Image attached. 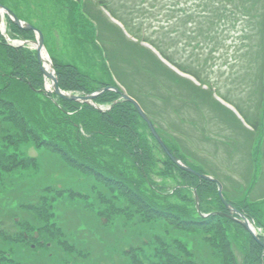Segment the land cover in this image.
I'll list each match as a JSON object with an SVG mask.
<instances>
[{
    "label": "rangeland",
    "instance_id": "obj_1",
    "mask_svg": "<svg viewBox=\"0 0 264 264\" xmlns=\"http://www.w3.org/2000/svg\"><path fill=\"white\" fill-rule=\"evenodd\" d=\"M83 1L84 0H2V4L4 7L9 8L16 17H20L34 28L41 31L44 39V47L51 61L55 60L61 64L70 63L77 65L80 71L88 74L94 80L107 79L105 74L106 71L103 66L106 63L109 66L108 69H111L116 76L124 72L126 74H124V76L122 75L124 80L126 78V81L130 82L131 80H129L128 75L130 77L134 76L138 83L141 84L140 81H143L145 77H143L139 71L134 73L131 61H134L135 57H133V54H129L124 48H120L117 55H115L116 62L111 58V61H105V50L113 51L119 48L118 46L124 41L121 38L112 36L110 37L108 45L101 36L103 34V28L99 25L101 19L96 21V23L90 24L93 27L91 31H93L94 37L93 44H88L90 42L84 36L86 33L83 31L82 22L80 21V14H82L83 11ZM144 1L146 3V0ZM179 1L182 4L179 10H185L186 7L190 8L193 4L191 0H188V2H186L188 6H183L185 0ZM91 2L93 3L92 0ZM115 2H117L116 7L118 12L125 13L129 11L130 7L137 3V0H117ZM214 2L219 4L218 0ZM220 2L224 4L222 0H220ZM243 2L244 4L249 3L248 5H250V8L244 5ZM165 4L166 3H164V5ZM234 4L239 8L238 11H234V8L230 11L224 8L219 12V15L216 16L220 21L218 22L217 20L213 28H211L210 25L209 27H204L206 32L210 33L206 37H200L199 34L197 35L196 22L194 21L195 24L192 25L193 28L187 30L195 35L191 40H186L180 34L176 39V43H173V41L161 42L162 50L166 52L173 61L176 63L179 62L185 67H187L189 63L194 67L200 68V77L202 79L204 78L206 82L210 81V84H213V86L215 85V87H218L219 92H213L214 94L208 97L207 100V104L211 105L212 108V117L210 116L208 121H202V119L198 118L193 107L190 106V108L184 111V113H181V115L185 120L190 121V119H192V121L180 122L175 118V122L182 125L176 128L185 134L184 139L178 138L179 135L169 126L170 124L175 125L172 122L174 121V117L168 114L169 109L164 115H160L158 112L161 114H163V112L159 103L146 102L145 99H142V102L145 101V103L143 102L144 109L148 106V113L155 115L152 116V119H154L157 124V126L154 125V127L158 130V134L162 136L168 148L176 153L183 162L199 167L198 169L202 172L207 171L218 180L220 178L223 182L219 181L222 184L224 195L235 197L234 195L238 193L237 191L239 188L234 187V183L232 184L229 179L227 181L224 168L227 169L228 172L233 171L236 174H241V178L249 181V175L251 173L250 163L253 162V164L257 166V170L255 172V179L251 181L255 182V184L253 192L250 195L255 198H264V164L263 160V165L260 161L264 156V137H261V134H264V108L262 105L260 108H256L257 102L260 99V97H258L260 87L259 64L262 65L264 57L262 47H259L262 45L264 33V0H234ZM93 5L95 6V3H93ZM211 5L212 3L208 0V6ZM96 10L99 11L100 9L95 7V12ZM131 15L129 13L125 18L128 24H130L131 20L138 24H140L141 20H148L145 28L147 34L149 33L153 37V40H155V37L164 36V33L168 32V29L164 27H159L160 30L156 34L154 31L152 32L150 30V26H158L155 18L150 19L145 16L136 17V15ZM177 17L179 19L182 15H177ZM8 20L11 22V20L6 17V31L4 34H1L6 44L9 40H13L16 41L14 42L15 45H19V43L24 44V46L15 48L9 45V47L15 50H35L36 47L34 42L37 41L35 34L33 33V38L30 40L13 36L8 29ZM109 22L107 24L109 30L108 34L122 37L118 27ZM202 25L205 26L206 21H203ZM183 27H185L183 23H176V30L178 28L179 33L180 30L183 31ZM22 31L28 32L25 30ZM134 32H137V30H134ZM211 34H216L219 38L218 41L212 42L210 38ZM132 43L136 44L134 42ZM41 72L43 73L41 89H34L29 84L31 89L29 88L28 95L23 89L21 92L10 95L9 100L13 102L14 108L22 112V115H24L28 121L31 129L37 130L39 133L45 132L42 134L43 137L48 139L49 136L60 139H70V136L74 134V131L70 127L64 126L66 131L62 133L55 126V122L53 123V120L55 117L58 118L59 114L53 109L52 104L58 103L60 97H57V94L53 93L50 79L45 77L42 70ZM54 72H56L55 66ZM55 77L58 83V76L55 75ZM124 80L122 81L125 84L126 82ZM167 84H165V86L169 88V83L167 82ZM2 88L3 87L0 86V90ZM143 90L148 92V94L150 92L147 87H144ZM71 94L82 96L84 93L78 92L75 94L71 92ZM0 97L4 98L6 96L1 95ZM145 97L153 102L155 100L154 95L150 98L148 96H144V98ZM174 100L176 99L174 98ZM223 100L226 103H224ZM262 104H264V102ZM100 109L103 112L109 110L106 107H101ZM8 112L9 111L3 110L2 106H0L1 117L5 116L4 118L7 119ZM207 113L209 112L207 111ZM55 114L57 116H55ZM59 119L61 118L59 117ZM164 120H166L167 123H165ZM258 120L263 121V123L260 122L261 125L258 128L263 131L254 130ZM7 124L8 123L4 125L2 123L0 124V153L3 155L0 156V174H4L2 180H0V217L6 218L16 215L23 221L27 219L26 221H31L35 225L42 227L43 223L40 222L39 219L36 220L32 215L22 213L17 208V204L24 199V197L19 199L21 193L29 191L31 193L30 195L33 197H28L37 200V202L38 199H40V203L52 205L53 209L51 210L47 222L48 226L53 229L57 228L58 231L62 233L61 238L66 236L68 241H75V250L77 248L83 249L84 247L89 249L91 253L88 259L86 258L82 262L77 261L79 264L126 263V260L122 259L119 252L122 242H124V244H130L129 246L125 245L127 248H138L144 245L143 248L145 250L146 247L150 246H147L146 243L142 244L143 241L148 237H153L154 234L162 236L164 235V231L166 232V235H164L166 240L171 241L174 237L178 236L181 239L184 238L181 232L176 230V233L174 231L172 232L174 227H169L167 229V225L164 224L165 220L163 219H153L154 221H150L149 223L144 220L139 221L142 223L137 222L143 217L144 211L141 210V214L139 213V209L134 205L135 201L133 197L126 193L127 190L123 192L121 189H118L116 184H104L100 182L98 178L96 179L93 174L89 175V173H84L81 170L79 171L74 168L71 163L68 165L60 154H56L52 150L36 147L33 145L34 141L30 133L17 127V129H14L15 133L18 134L17 139L20 142V149L19 154L16 155V152L10 148L12 144L11 137L14 130L9 132L10 129L5 127ZM139 124L138 134L145 144L146 154L149 155L152 162V165L148 169L149 173L147 180L139 176L136 165L134 166L133 164L135 161L134 158H129L128 153L124 156L121 151L117 150L114 146L112 148L110 145L106 144L102 148L98 147L99 149H95L97 150L96 156L91 157L99 166L104 165L108 169L119 170L117 174H115L119 176V179L127 182L126 185L130 191L134 190V192L142 194V202H151L159 208L172 205L186 207L188 204L190 205L188 211L195 218L194 204L182 201L183 198L195 201V197L193 198L191 194L183 190L185 184L193 187L192 180L190 179L187 183L184 179H181V175L178 171L173 168L167 169L165 167L168 157L166 158L163 149L157 144L153 136L149 135L150 132L147 127L145 128L142 123ZM85 137L89 138L87 135H85ZM99 139L100 138H98L96 142L100 143L102 141ZM59 142L65 144L67 147L69 146L68 144H70L65 140ZM72 143L75 145L73 140ZM73 144H70L72 150H74L76 154H79V149L75 148ZM7 147L10 150H4V148ZM29 159L34 161L38 160L40 168L35 171L32 170V162H28ZM6 160H10L11 162L7 164ZM120 162L121 165H118ZM197 172L199 173V171ZM227 176L233 177L229 174H227ZM137 182L136 191L134 183ZM4 187L7 188L5 189ZM177 191H179V194H176ZM62 196H69L70 198L61 201V199H65ZM43 199H45V202ZM216 208L217 206L215 205L213 209ZM260 209L259 220L264 226V204ZM206 214L209 213H205V215ZM93 216L95 219H93ZM133 218L135 221L130 220ZM8 219L9 218H6L5 222L6 225L11 228L12 223ZM221 222L225 227L227 240L231 246L232 253L235 255L238 264H242V260L247 257L250 252L251 243H249L248 238L250 235L243 227H240L234 221L227 220L223 217ZM237 226H239L240 229H238ZM256 229L257 228H255V230ZM259 230L260 231H257L258 237H260L262 241L264 231L263 229ZM17 231L19 232V230ZM33 232L34 230L29 231V234ZM38 232L40 233V230H38ZM38 235L36 239H38ZM53 236L54 235L42 236V239L50 242ZM133 236L137 237L138 242L139 239H141V244L134 243V240H132ZM40 237L41 236H39V238ZM188 240L189 243H187L186 239H183L182 244L187 247L192 257L196 259V257L200 255L202 260L207 262V257L201 249V243L194 246L193 244H195L196 241L193 238ZM80 245H83V247ZM109 245L112 246L111 249H109ZM27 246L36 249V244L32 241H30ZM15 250L16 253L17 250H20V253L25 255L24 258H21L23 259V263L21 264H41L39 261L45 260L48 256V252L44 249L39 250L38 252L40 253L38 255L30 253L28 252L29 250L27 251V249L21 247H15ZM7 251V245L0 244V260L3 264H10L11 260L17 258V254L5 253ZM218 252L219 249L217 253ZM62 253L65 258L72 260L69 255H67V257L63 251ZM182 257L183 259L186 258L184 256ZM4 261L6 263H4ZM152 264H154V262H152Z\"/></svg>",
    "mask_w": 264,
    "mask_h": 264
},
{
    "label": "trees",
    "instance_id": "obj_2",
    "mask_svg": "<svg viewBox=\"0 0 264 264\" xmlns=\"http://www.w3.org/2000/svg\"><path fill=\"white\" fill-rule=\"evenodd\" d=\"M96 1L99 4V7H102L103 9L108 11L118 22L120 21L130 34L134 35L137 39H142L144 42L151 45L157 50V52L160 54V56H162L164 60H167L173 67L179 69L182 73L187 75L189 74L190 76L194 77L199 83H201V85H205L206 80L200 77V68L194 67L189 63L187 67L182 66V64H180L178 61V63H176L170 56H168L166 52L162 50L161 42L165 43L166 41H173V43H176V39L180 34L186 40H191V38H193L195 35H193L192 32H188L187 30H191L193 28L192 25L195 24V22L197 35L199 34L200 37H206L210 33L206 32V29L204 27H209L210 25L211 28H213L214 24H216V21H220L219 18H216V16L219 15V12L222 9L226 8L229 9V11L232 8H234V11H238L239 9L237 5L234 4V0H222L224 4L221 3L220 0H218L219 4H216L214 2L216 0H209L212 3L211 6H208V0H191V2L193 3L192 6L190 8L186 7L185 10H179V8L182 7V4L179 0H146V3L144 0H137V3L130 7L129 11L122 13L118 12V9L116 7L117 2L115 1L117 0ZM186 2H188V0H185V4H183V6H188ZM83 3V11L82 14H80V21L82 22L83 31L86 33V35L84 36L90 42L88 44H93L94 37L92 33L93 31H91L93 27L90 24L92 22L96 23V21L101 19V22L99 24L103 28V34L101 36L108 43V45L110 42V37L112 36L121 38L124 41L120 46H118L119 48H116L113 51L105 50V61L108 62L111 61V59H114V61L116 62L115 55H117L120 48H124L127 52H129V54H133V57H135V60L131 61V66L134 68V73L139 71L146 80L144 79L143 81H140L141 84H139L134 76L130 77L128 75V78L131 81H126V78L125 80L123 79V76L125 74L124 72H121L118 76H116L111 69H108L109 66L106 65V63L103 66L104 70L106 71L105 74L107 79L94 80L88 74L80 71L77 65L70 63L61 64L60 62L53 60L58 76L59 88L63 92H72L75 94L80 92L84 93L85 96H88L89 94L99 92V90L101 89H110L111 87L114 88L116 92L112 90L104 91V93L100 94L99 97L95 98V100L92 102V104H94L95 106L92 104L88 105L80 104L78 102L74 103L59 98V104L56 102L55 104H52V106L53 109L58 112L61 119H59V117L56 118L55 116L57 115L55 114L53 123L55 122L54 124L60 132H65V127L68 126L74 131V134L70 136V139H60L50 136L48 139L42 136V134L45 133L44 131L42 133H39L37 130L31 129V126L29 125L24 115H22V112L14 108L13 102L9 100L10 95L21 92V90L23 89L28 95L29 88H42L43 73L41 72L40 65L37 61V53L32 50H15L9 47L6 44L5 40H3L0 32V86L3 87L0 90V96H6L4 98L0 97V106H2L3 110L9 111L7 119L4 118L5 116H0V124L2 123L4 125L8 123L5 127L10 129L9 132H11V130H14L11 137L12 144L10 145V148L16 152V155L19 154L20 142L17 139L18 134L15 133V129L20 128L27 133L29 132L34 141L33 145H35L36 147L38 146V148L52 150L54 153L60 154V156L68 165L69 163H71L72 166L79 171L81 170L84 173H89V175L93 174L96 179L98 178L100 182L104 184H116L118 189H121L123 192H126L127 190L126 193L133 197L135 201L134 205L139 209V213L141 214V210L144 211V215H142L143 217L137 222L144 220L145 222L149 223L150 221H154L153 219L165 220L164 224L167 225V229L169 227H174L172 232H181L184 235L183 239H186L187 243H189L188 239L192 238L196 241V243L193 244L194 246L201 243V249L202 251H204V254L208 260L207 262H204L200 255H198L196 259L192 257V255L188 252L187 247L182 244L183 239H181L179 236L174 237L171 241L166 240V237L164 236L166 235V232L164 231V235L162 236L154 234L153 237H148L143 241L142 244L146 243L147 246H150L146 247L147 250H144V245H141L138 248H127L125 247V245L129 246L130 244H124V242H122V246L120 247L119 252L122 259L126 260V263L123 264H152V262H154V264H238L235 255H233L232 253L231 246L228 243L225 227L221 222L223 220V217L212 216L207 218L206 220L200 219L195 208L196 201H190L187 198H183L182 201L194 204V210L196 214L195 218L188 211L190 206L188 204L186 205V207L172 205L166 206L164 208H159L151 202H142V194L138 192L136 193L134 192V190L130 191L128 186L126 185L127 182L119 179V176L116 175L119 170L108 169L104 165L99 166L91 157L96 156L97 150L95 149L98 147L102 148L106 144L110 145L112 148L114 146L115 148H117V150H120L124 156L128 153L129 158H134L135 161L133 160V164L134 166L136 165L139 176L147 180L149 173L148 169L152 165V162L149 155L146 154L145 144L138 134V126H140L139 123H142L145 128L147 127V124L142 121L139 114L135 110V107H133L131 103H128L122 99V87L125 89V91H127L128 96L132 99H135L136 102L140 104L143 111L151 116V122L156 126V122L154 121V119H152V116L155 115H151L150 113H148V106L145 109L143 107L145 101L151 103H159L162 107L163 112V114L158 112V114L160 115H164V113H166V111L168 112L169 109L168 114L174 117V121L172 122L175 124H170L169 126L174 129L176 134H181L183 137H185V134L180 132L178 128H176L179 126L181 127L182 125L180 123H176L175 118L180 122L192 121V119H190V121L185 120L181 115V113H184V111H187V109L192 106L194 111H196L199 119H202V121H208L210 119L209 117H212V108L211 105L207 104L208 97L211 96L210 88L209 91H204L201 88H196L190 81L180 78L168 67H165L157 58V56L153 55L148 49L141 47L138 44L129 42L126 37L122 35L121 31L120 34L122 35V37L109 35L107 25L109 22L108 18H106L100 10H96L95 12L96 6L93 5L91 0H84ZM164 3L166 4L164 5ZM0 4H2V0H0ZM248 4L249 3H246L244 5L250 8V5ZM127 13H130V15H136V17L145 16L150 19L155 18L158 26H150V30L152 32L154 31L155 34L160 30L159 27L168 29V32L164 33V36H159L158 38L155 37V40H153V37L146 32L145 25L148 23V20H141L140 24L135 23L133 20H131L130 24H128L125 19L128 16ZM177 15H182V17H179L178 19ZM203 21H206L205 26L202 25ZM178 22L185 25V27H183V31L180 30V33L178 32V28L176 30V23ZM7 25L13 36L28 40L33 38V33L31 31L23 32L20 28H16L14 25H12L9 20L7 22ZM133 29L137 30V32H134ZM210 38L212 42L218 41L219 39L216 34H211ZM262 40V45L259 47H262V50L264 52V33ZM184 67L187 69H185ZM259 74L260 87L258 97H260V99L257 102L256 108H260L261 105H263L262 107H264V104H262L264 102V57L262 60V65L259 64ZM121 78L127 84H124ZM167 82L169 83V88L165 86ZM29 84L31 85V87L29 86ZM144 87H147L150 90L149 94L148 92L143 90ZM153 95L155 98L154 102L148 100V98L146 97L144 98V96H148L150 98ZM174 98L176 100H174ZM142 99H145V101H143L144 103L142 102ZM100 107H106L109 110L103 112L98 109ZM207 111L209 113H207ZM164 122L167 123L166 120H164ZM260 122L263 123L262 120H258L254 127L255 131L261 130L258 129L261 125ZM85 135H87L89 138H86ZM97 137L100 138L99 140H102L100 143L96 142V140L98 139ZM261 137H264V134H261ZM63 140L67 141V143L69 142L71 145L73 144V140V142H75V145L73 144V146L79 149V154H76V152L72 150L70 144H68L69 146L67 147L65 144L59 142ZM16 145H18L19 147ZM5 149L10 150L8 147L4 148V150ZM0 156H3L2 153H0ZM262 160L264 164V156ZM10 162V160H6L7 164ZM28 162H32V170L35 171L40 168V163L38 162V160L34 161L29 159ZM250 164L252 165V163ZM118 165H121V162L118 163ZM165 167L167 169L173 168L178 171L181 175V179H184V181H186L187 183L190 181V179L192 180L191 182L193 187L185 184L183 190H186L187 193L191 194L193 198L194 190H197L200 200V211H202L203 214L217 212L227 213V210L223 207L220 199L218 198L217 187L214 183L205 180L200 181L198 178L184 173L173 163H171L168 158L167 162L165 163ZM197 171L202 172L199 169H197ZM250 171L251 173L249 175V181H247V179H243V183H241L239 180L237 181L235 177L233 178L227 176L228 173H226L227 181L229 179L232 184L234 183V187L239 188L237 191L238 193H235L234 195L235 197L224 195V198L229 201L236 210L241 211L246 216V218H248L249 220H254L258 224V226L262 227L263 224H261V221L259 220L261 210L260 208L262 204L260 205V203H257L258 199L252 198L251 200L250 198V194L253 192L255 184V182H251L255 179L254 167H252ZM3 175L4 174H0V180H2ZM220 181L222 182V180ZM137 185L138 182L134 183L136 191ZM4 188L6 189L7 187ZM30 194L31 193L29 191L21 193L19 199L23 197L24 199L22 200V202L20 201L17 204V208L22 213L30 214L36 220L39 219L40 222L43 223L42 227H40L39 225H35L31 221H26L27 219H24L23 221L15 215L14 217H6L9 218L8 220H10L12 223V227L9 228L5 222L6 218L0 217V244L7 245L8 251L5 253L14 255L17 254V258L15 260H11L10 264L23 263V259L21 258H24L25 255L21 254L20 250H17L16 253L15 247L27 249V251L29 250L28 252L35 255H38L40 253L38 252L39 250L44 249L48 252V256L45 260L39 261L41 264H79V262L77 261L82 262L86 258L88 259L89 254L91 253L88 248H77L75 250V241H68V238H66V236H64V238H61L62 233L59 232L57 228L53 229L52 227L47 225L49 215L51 213V210L53 209L52 205L40 203V199H38L37 202V200L28 197L32 196ZM176 194H179V191H177ZM62 197H64L65 199H61V201L70 198L69 196ZM261 198L259 200H261ZM43 200L45 202V199ZM215 205L217 206V208L213 209ZM93 219H95L94 216ZM130 220L135 221L134 218ZM237 227L238 229H240L241 226ZM17 230H19V232ZM33 230L34 232L32 234H29V231ZM38 230H40V233L38 232ZM36 233L37 235L39 234L38 239L35 238ZM49 235H54L52 241L49 242L42 239V236L45 237ZM39 236L41 237L39 238ZM248 238L249 243H251L250 252L249 255L242 260V264H264L262 249L257 243H255L253 238ZM132 240H134V243L136 244H141V239H139L138 242L136 236H133ZM30 241L36 244V249H33L31 246L28 247L29 245L27 246ZM80 246L83 247V245ZM108 247H110L109 249L112 248L111 245H109ZM218 249L219 252L217 253ZM62 251L66 254V256L69 255L72 260H68L67 258H65ZM182 256L186 258L183 259ZM18 257L20 260L18 259ZM0 263H2L1 260ZM4 263L6 262L4 261Z\"/></svg>",
    "mask_w": 264,
    "mask_h": 264
},
{
    "label": "water",
    "instance_id": "obj_3",
    "mask_svg": "<svg viewBox=\"0 0 264 264\" xmlns=\"http://www.w3.org/2000/svg\"><path fill=\"white\" fill-rule=\"evenodd\" d=\"M0 11L3 14H7L8 17L12 20V22L15 24L16 27L25 29L27 31L31 30L36 34V39L37 41L34 42V45L36 47L35 50H37V56H38V61L42 64L41 69L44 72L45 77L49 78L51 83H52V87L54 90V93L57 94L59 97H61L62 99H69L73 102H83V103H87L89 104V102H91L93 99H95L99 93L97 95H90L88 97H81V96H73V95H69V94H64L60 91L58 83H57V79L55 77V72L52 66V62L49 60L47 55H44V39L42 38V35L39 33V31H37L36 29L32 28L30 25L28 26L27 24H25L24 22L20 21L19 19H17L16 17L13 16V14L6 8L1 7L0 6ZM47 69H46V67ZM125 101L130 102L131 104H133V106H135V109L137 111V113H139V115L141 116L142 120L148 124V127L150 129V133L151 135H153V137L157 140V142L159 143V145L162 147L165 155L171 159V161L180 169L184 170L187 173L190 174H194L196 177L200 178V179H205L208 180L210 182H214L217 184L218 189V194H219V198L222 200L224 206L229 209L232 213H235L236 215L239 216L240 221L234 219L232 216L231 219H233L234 221H236L238 224H241L242 227L250 233L251 236H253V238L257 241V243H259L261 245L262 248H264V243H261L257 236H256V232H254V228L253 226L250 224L249 221L246 220V218H244L242 216V214L238 213L236 210L230 208V205L227 204L225 202L224 199H222V188L221 185L217 182V180L215 181L213 178H209L206 176H201L199 174H197L194 170H191L189 167H186L182 162H180L177 158L173 157L170 153V151H168L167 147L163 144V142L161 141L159 135L156 134L155 129L153 127V124H151V122L149 121L148 117L146 116L145 113H143V111L141 110L139 104L137 102H135L134 100H131L129 97L124 96L123 97ZM195 201H196V208L197 211L199 212V202L200 200H198V196L197 193L195 191ZM212 216V215H210ZM209 216L203 217L204 219H206Z\"/></svg>",
    "mask_w": 264,
    "mask_h": 264
}]
</instances>
